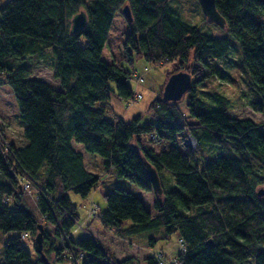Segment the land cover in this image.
Listing matches in <instances>:
<instances>
[{"label":"trees","instance_id":"trees-1","mask_svg":"<svg viewBox=\"0 0 264 264\" xmlns=\"http://www.w3.org/2000/svg\"><path fill=\"white\" fill-rule=\"evenodd\" d=\"M168 2L6 0L0 6V83H7L15 95L26 139L21 146L10 142L9 153L0 146V229L13 233L3 244L2 264H46L34 241L38 223L43 227L41 252L51 264L131 263L130 257L115 259L87 232L74 236L79 215L67 193L86 195L99 176L85 168L73 141L99 154L105 170L145 190L154 191L146 164L159 175L163 191L161 199L154 191V215L126 189L104 192V205L95 206L103 230L127 240L159 231L158 236L148 235L149 245L177 233L185 250L174 255L176 264L247 259L264 264V0H215L228 35L214 36L182 20ZM124 5L132 16L125 19L127 60L132 62L133 49L151 64L173 63L167 75L182 70L191 77L178 100L155 96L146 108L147 119L143 112L128 120L105 116L109 81L126 103L134 96L129 79L136 73L101 57L113 17ZM81 8L87 23L70 33V19ZM229 36L237 40L248 70L240 92L253 111L263 113V120L227 115L230 100L217 91L207 93L208 100L201 96L211 76L233 81L214 64L227 55ZM49 48L59 87L29 77V66L40 64ZM187 136L195 144L183 147L180 138ZM225 148L237 155L221 153ZM163 170L174 176L169 190L161 182ZM19 174L34 180L29 192ZM28 235L32 251L23 243ZM146 262L157 264L154 256Z\"/></svg>","mask_w":264,"mask_h":264},{"label":"rangeland","instance_id":"rangeland-1","mask_svg":"<svg viewBox=\"0 0 264 264\" xmlns=\"http://www.w3.org/2000/svg\"><path fill=\"white\" fill-rule=\"evenodd\" d=\"M5 1L0 0V6ZM168 7L182 20L196 25L202 32L210 36L228 35L224 26H220L206 19L197 0H169ZM79 10L84 11L83 8ZM125 19L120 12H116L114 15L106 41L101 49V57L106 61L120 62L125 68L136 73V78L129 79L134 96L126 103L124 99H120L116 95L113 91L114 84L112 81H109L112 91L107 101L105 116L112 119L113 114H118L122 119L128 120L132 115L143 112V119H147L151 118V116L149 112H146V108L155 96L161 95L162 88L169 76L167 72L172 70L173 63L151 64L144 60L141 54L135 53L133 49H131L133 54L132 62L130 63L123 51V41L129 29L128 22ZM80 41H84L83 36L80 37ZM53 57L50 48L45 50L44 54L41 55L42 62L29 66V77L38 78L50 86L59 87L58 81L53 78ZM9 63L12 64L11 62ZM214 64L227 71L233 78V81L227 76L224 79L218 78L216 75L211 76L206 79L205 86L202 88V92L205 93H201V96L205 100H208L207 93L211 94L217 91L230 100V107L226 112L227 115L238 118H251L257 121L263 120V113L253 111L248 106L244 94L240 92L247 80L248 70L236 39L229 36V50L227 55L214 60ZM139 77L142 78L141 81ZM141 96L143 97L141 98ZM184 104L185 100L183 99L181 106L183 107V111H186L187 109H184ZM23 128L24 124L18 117L16 99L11 87L7 83H0V134L7 140L6 143L0 140V146L3 152L9 153L10 142H14L16 146L26 143V139L23 136ZM188 138V136L184 139L180 138V143L183 147L190 144L189 142L184 143ZM73 146L83 153L85 168L99 176L97 184L86 195H81L72 190H69L67 193L70 200L76 205V212L79 215L78 222L74 226V236H84L89 233L102 247H106L112 251L115 259L122 260L130 257V264H147L146 258L148 256H154L155 261H157L156 259L159 254L164 257L174 256L178 252V246H180L181 242L178 240L177 233H172L165 239L160 238L154 244L149 245L146 244L148 235L158 236L159 231H144L132 235L127 240L102 229L95 218V206L104 205L102 196L104 192L114 187L126 189L139 197L145 208L152 215L156 213L153 207V200L156 197L155 193L153 190L141 188L126 177L118 176L114 170H105L102 157L95 152L86 151L81 143L73 141ZM220 152L233 156L237 155V152L233 148L221 149ZM160 178L165 190H169L175 186L174 176L171 172L163 170L160 173ZM9 206H12V204L10 203ZM91 209L94 210V213ZM12 234L11 231L4 232L0 229V264L3 262V244L8 236ZM23 243L28 247L29 251H32L30 235L24 238ZM233 264H253V259H247L241 263L234 262Z\"/></svg>","mask_w":264,"mask_h":264},{"label":"water","instance_id":"water-1","mask_svg":"<svg viewBox=\"0 0 264 264\" xmlns=\"http://www.w3.org/2000/svg\"><path fill=\"white\" fill-rule=\"evenodd\" d=\"M199 2V5L202 9V12L204 13L206 19L208 21L214 22L220 26L225 25L224 17L219 13V11L216 9L215 6V0H197ZM122 15L128 20L131 21L132 16L129 10V7L127 5H124L121 8ZM87 23V15L86 12L83 10H78L76 13H74L70 19V33H75L82 28L85 27ZM191 81L190 74L186 71H176L171 74H169L162 90V98L167 100H178L182 94L187 90L189 84ZM191 140L193 144L195 143V139L191 137ZM146 173L148 176V179L152 185V188L154 189L155 193L157 194L158 198H162V186L160 183L159 175L157 171L150 167L149 164H146ZM38 231L35 234L34 241L37 244V250L41 253V259L46 264H51L50 261H48L44 254L41 252V239H42V224H37Z\"/></svg>","mask_w":264,"mask_h":264},{"label":"built area","instance_id":"built-area-1","mask_svg":"<svg viewBox=\"0 0 264 264\" xmlns=\"http://www.w3.org/2000/svg\"><path fill=\"white\" fill-rule=\"evenodd\" d=\"M139 79H140V81L142 80L141 77H139ZM0 140L4 141L5 143L7 142V140L4 138V136H3L2 134H0ZM187 141H188L189 143H191V144L193 143L190 137L188 138ZM18 178H19V180H20V182H21L23 188L29 192V190H30V186H32V184H34V180L31 179L30 177H28L26 174H24V175H20V174H19ZM34 185H35V184H34ZM91 210H93V209H91ZM93 213H94V210H93ZM93 213H92V214H93ZM178 240L181 241V242H180V246L178 247V249H179L180 251H184L185 248H184V245H183L182 239L179 238ZM156 260H157V264H176V262H177V259H176L175 256L164 257V256L161 255V254H159V255L157 256V259H156Z\"/></svg>","mask_w":264,"mask_h":264},{"label":"crops","instance_id":"crops-1","mask_svg":"<svg viewBox=\"0 0 264 264\" xmlns=\"http://www.w3.org/2000/svg\"><path fill=\"white\" fill-rule=\"evenodd\" d=\"M143 96H141V98H142ZM21 145H24V144H21ZM21 145H17V146H21Z\"/></svg>","mask_w":264,"mask_h":264},{"label":"clouds","instance_id":"clouds-1","mask_svg":"<svg viewBox=\"0 0 264 264\" xmlns=\"http://www.w3.org/2000/svg\"><path fill=\"white\" fill-rule=\"evenodd\" d=\"M193 144V143H192Z\"/></svg>","mask_w":264,"mask_h":264}]
</instances>
